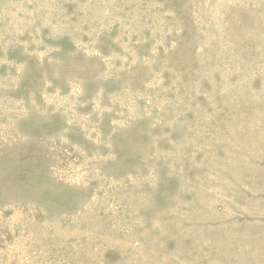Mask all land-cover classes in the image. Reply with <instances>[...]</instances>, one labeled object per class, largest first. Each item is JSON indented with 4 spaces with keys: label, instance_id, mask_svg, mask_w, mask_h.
Listing matches in <instances>:
<instances>
[{
    "label": "rangeland",
    "instance_id": "374dc122",
    "mask_svg": "<svg viewBox=\"0 0 264 264\" xmlns=\"http://www.w3.org/2000/svg\"><path fill=\"white\" fill-rule=\"evenodd\" d=\"M0 264H264V0H0Z\"/></svg>",
    "mask_w": 264,
    "mask_h": 264
}]
</instances>
